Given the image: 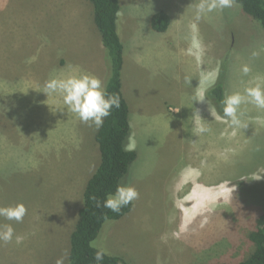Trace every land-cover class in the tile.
<instances>
[{"label": "rangeland", "instance_id": "rangeland-1", "mask_svg": "<svg viewBox=\"0 0 264 264\" xmlns=\"http://www.w3.org/2000/svg\"><path fill=\"white\" fill-rule=\"evenodd\" d=\"M198 2L121 0L127 148L138 158L120 184L139 197L96 246L130 264L238 263L255 249L249 235L264 212V110L241 105L246 127H233L206 91L219 82L225 93L243 92L264 80V30L234 2L197 21ZM159 10L171 18L164 34L151 27ZM93 32L102 44L89 0H0V206L27 208L20 223L0 217L24 237L0 243V264H56L65 253L70 264L71 233L101 163L98 130L62 96L42 91L52 75L87 73L105 85L106 54ZM198 93L205 101H195ZM197 111L203 133L194 131ZM194 191L186 206L196 212L187 220L183 203Z\"/></svg>", "mask_w": 264, "mask_h": 264}, {"label": "trees", "instance_id": "trees-1", "mask_svg": "<svg viewBox=\"0 0 264 264\" xmlns=\"http://www.w3.org/2000/svg\"><path fill=\"white\" fill-rule=\"evenodd\" d=\"M93 6L94 23L101 36L107 63L105 88L109 94H118L120 107L113 108L105 118L103 126L96 133L101 163L89 179L84 191V204L70 237V264H97L96 245L109 222L121 220L132 212L134 203L121 209L119 213L104 207H97L96 197L101 204L108 193L115 192L121 179L128 174L130 166L137 160L138 152L127 148L131 134L130 107L122 90V71L124 68V45L118 33V19L121 10L120 0H89ZM242 10L254 18L264 30V0H233ZM171 26V18L163 10L151 18L152 29L159 34L166 33ZM225 95L222 83H217L206 91L217 112L223 116L221 101ZM127 148V150H125ZM255 249L245 260L238 263L216 262L212 264H264V212L256 221L255 229L249 235ZM108 253V252H107ZM100 264H130L125 257L105 255Z\"/></svg>", "mask_w": 264, "mask_h": 264}, {"label": "clouds", "instance_id": "clouds-1", "mask_svg": "<svg viewBox=\"0 0 264 264\" xmlns=\"http://www.w3.org/2000/svg\"><path fill=\"white\" fill-rule=\"evenodd\" d=\"M232 4L233 0H199L194 5L195 20L199 21L207 13H211L216 9L230 8ZM252 55L257 56L259 53L253 52ZM250 71L251 69L248 65L242 67L244 75H248ZM42 92L47 94L48 97L53 94L62 96L63 104L69 112L74 113L82 122L89 124V126H94L97 130L103 126L105 118L111 114L112 109L120 107L119 95L109 94L100 78L87 73L69 74L66 76L52 75L45 81ZM195 101H205L203 93H198ZM243 104H251L257 109L264 110V80L258 78L255 83L249 82L243 92L225 93L221 101L223 117L233 127H246L240 119L243 115L241 112V105ZM210 111L211 115L215 117L214 110L210 108ZM193 117L194 131L197 133L207 131L200 122L199 118L201 116L198 111ZM138 197L139 193L135 187L118 184L115 192L108 193L102 204L99 200H96V197H92V199L96 201L97 207L102 206L112 212L119 213L122 208L131 204ZM26 214L27 208L23 203L0 206V217L9 222L20 223ZM23 240L24 237L15 233L11 223L0 224V243L9 244L15 242V244L19 245ZM91 246L97 248L95 243ZM107 254L106 249L97 248L94 257L97 264H100ZM65 259H67V253L58 258L56 264H64Z\"/></svg>", "mask_w": 264, "mask_h": 264}, {"label": "bare ground", "instance_id": "bare-ground-1", "mask_svg": "<svg viewBox=\"0 0 264 264\" xmlns=\"http://www.w3.org/2000/svg\"><path fill=\"white\" fill-rule=\"evenodd\" d=\"M196 190V189H195ZM193 193V192H192ZM197 192L196 191H194V193L192 194V195H190L188 198V200H186V201H184V203H183V205L186 207V219L187 220H190L191 218H192V216L195 214V210H196V207L194 206V207H187L186 206V204L193 198L192 196L194 195V196H196L197 197V195H195ZM206 193V192H205ZM209 193H207V195H208ZM203 195V194H202ZM202 195H199V196H202ZM204 198H206V197H204ZM207 198H209V197H207ZM206 198V199H207ZM199 199L200 198H198V200L197 201H199ZM203 199V198H202ZM207 201V200H206ZM200 203H201V199H200V201H199ZM196 204V203H195ZM198 204V203H197ZM187 205H189V203L187 204ZM192 205V204H191ZM199 205V204H198ZM202 205H203V203H202Z\"/></svg>", "mask_w": 264, "mask_h": 264}, {"label": "crops", "instance_id": "crops-1", "mask_svg": "<svg viewBox=\"0 0 264 264\" xmlns=\"http://www.w3.org/2000/svg\"><path fill=\"white\" fill-rule=\"evenodd\" d=\"M120 5H121V10H120V13H119V19H118L117 27H118V33H119L120 39H121V41H122V43H123V38H122V35H121V33H120V23H121V15H122V3H121V0H120ZM93 36H95L96 39H97L98 42H99V39L97 38V35H96L94 32H93L92 34H90V37H91L92 40H94V39H93ZM99 47H100L101 50H102V49L104 50L103 43L100 44V42H99ZM124 58H125V49H124ZM125 62H126V61H125ZM102 81H103V80H102Z\"/></svg>", "mask_w": 264, "mask_h": 264}]
</instances>
